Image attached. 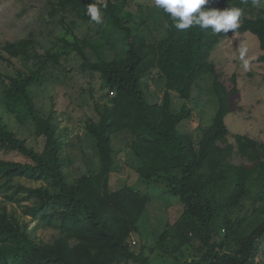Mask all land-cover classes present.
Instances as JSON below:
<instances>
[{"label":"trees","instance_id":"1","mask_svg":"<svg viewBox=\"0 0 264 264\" xmlns=\"http://www.w3.org/2000/svg\"><path fill=\"white\" fill-rule=\"evenodd\" d=\"M134 1L150 4L137 5L133 12ZM90 4L101 12L97 38L75 37L72 43L61 39V50L43 53L32 37L0 43V64L12 59L21 64L13 75H0V109L18 124L33 125L34 133L44 137L37 152L0 118V150L23 158L0 159V193L19 204L29 201L24 214L58 232L51 241L39 240L1 206L0 264H153L144 247L135 252L129 245L149 197L127 186L115 191L109 188L110 175L118 168L111 137L122 132L127 135L139 177L178 198L179 241L174 243L169 237L174 249L181 251L178 245L188 243L189 235L199 240V250L181 264H264V141L241 134H234L232 143L227 141L224 119L230 110V95L237 91L236 74L230 76L228 89L210 60L221 38L250 33L257 38L263 52L259 61L264 62V9L248 17L252 0H208L201 10L242 9L239 27L219 33L197 25L176 29L171 15L157 7L155 0H54L50 17L72 15L87 23L92 20ZM116 44L124 48L123 55L111 58L106 48ZM86 50L88 55L83 54ZM71 53L80 60L82 71L99 76L105 101L93 103L95 116H86L83 124L93 141L99 169L69 182L62 170L63 135L56 131L57 119L53 112L46 115L38 108L33 88L47 82L51 70ZM151 79L162 81L160 101L153 96L155 100L149 101L145 94ZM205 91L212 105L214 101L213 117L195 142L179 125L190 117L185 102ZM172 94L184 101L178 110L172 109ZM233 156L247 163L229 164ZM221 164L228 165L227 170ZM18 178L43 184L27 187L15 182ZM209 182L231 183L235 195L216 207L207 194ZM244 200L251 211L232 220L230 212L239 211ZM220 214L223 226L215 222Z\"/></svg>","mask_w":264,"mask_h":264},{"label":"rangeland","instance_id":"2","mask_svg":"<svg viewBox=\"0 0 264 264\" xmlns=\"http://www.w3.org/2000/svg\"><path fill=\"white\" fill-rule=\"evenodd\" d=\"M52 2L54 0H0V43L32 37L39 43L38 51L43 53L46 50H61V39L72 43L75 37L79 40L97 38L101 35V27L93 20L82 23L72 15H65L62 18V15L58 13L50 17ZM148 4L150 3L147 1H134L130 9L135 12L137 5ZM259 9H264V0H252V8L246 12V16H256ZM211 10L218 9L213 7L209 11ZM139 27L144 26L139 25ZM147 36L149 39L154 37L148 31ZM106 51L111 58H120L124 48L121 44H116L106 48ZM242 52L243 59H241ZM88 53L89 50L83 51L84 55ZM261 55L263 52L259 49L257 38L250 33L226 35L220 39L210 54V60L216 71L221 74V81L228 89L231 88L230 76L233 73L236 74L237 91L230 95V110L224 119L228 129L227 141L230 143L233 142L234 134L264 141V62L259 61ZM20 67L19 60L3 62L0 64V75L3 77L13 75ZM49 77L47 82L33 88L34 102L43 113L47 115L53 112V117L57 119L56 131L63 135L62 170L67 181L71 182L87 171L96 172L99 169V160L95 154L93 141L84 131L83 124L86 116H95L93 103L103 104L105 100L100 91L99 76L82 71L80 60L72 53L61 60V66L51 70ZM162 92L160 79L148 81L145 94H148L149 101L155 99L160 101ZM183 103L184 101L172 94L173 110H178ZM185 104L191 109V113L187 123L182 122L179 125V130L189 132L193 141L197 142L202 130L211 124L214 101L212 105L211 95L205 91L198 98ZM6 116L7 114L0 109V118L8 122L15 135L22 139L26 146L37 152L41 151L44 143L43 135H36L33 125L18 124L13 116ZM111 144L114 152H117L118 168L110 175V191L127 186L149 197L138 221V230L131 234L130 249L138 252L144 247L145 255L153 264H181L189 260L193 253L199 250L198 238L189 235L188 243L185 245L184 241L178 243L181 251L175 250V245L169 241V237L172 236L175 240L172 242L177 243L181 232L176 225L181 214L178 198L171 194H164L161 185L144 181L139 177L133 167L136 165L134 159L127 148L128 139L125 132L113 135ZM0 159L21 161L23 158L16 153L0 150ZM239 163H247V161L233 156L229 162L232 165ZM225 164H221L222 170H227L228 165ZM15 182L27 187H38L43 184L26 178L15 179ZM206 188L208 196L216 207L222 205L229 197H233L236 191L231 183L222 186L209 182ZM29 203V201H21L19 204L7 200L3 193H0V207L4 205L20 223L26 224L27 230L35 238L45 242L51 241L58 232L48 227L46 222L36 221L29 215H25L23 207ZM247 211H251V205L244 200L241 209L231 211L230 217L233 220L237 215ZM222 217V214L217 216L215 221L217 226H223ZM164 232H168L169 236L163 235ZM263 250L264 239L261 242V251Z\"/></svg>","mask_w":264,"mask_h":264},{"label":"clouds","instance_id":"3","mask_svg":"<svg viewBox=\"0 0 264 264\" xmlns=\"http://www.w3.org/2000/svg\"><path fill=\"white\" fill-rule=\"evenodd\" d=\"M207 2L208 0H155L157 7L171 15L174 26L178 30H185L197 25L201 28L211 27L214 32L219 33L239 27L238 20L242 15V9L233 7L223 11L201 10ZM88 14L96 23L101 22V12L95 4L88 5ZM241 59H243V52Z\"/></svg>","mask_w":264,"mask_h":264},{"label":"built area","instance_id":"4","mask_svg":"<svg viewBox=\"0 0 264 264\" xmlns=\"http://www.w3.org/2000/svg\"><path fill=\"white\" fill-rule=\"evenodd\" d=\"M132 244H134V242H132Z\"/></svg>","mask_w":264,"mask_h":264}]
</instances>
